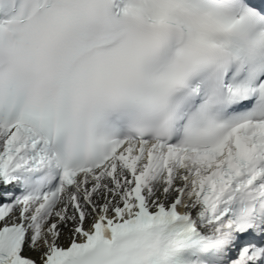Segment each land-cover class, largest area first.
Returning a JSON list of instances; mask_svg holds the SVG:
<instances>
[{
    "label": "snow or ice",
    "instance_id": "1",
    "mask_svg": "<svg viewBox=\"0 0 264 264\" xmlns=\"http://www.w3.org/2000/svg\"><path fill=\"white\" fill-rule=\"evenodd\" d=\"M0 264H264V0H0Z\"/></svg>",
    "mask_w": 264,
    "mask_h": 264
}]
</instances>
